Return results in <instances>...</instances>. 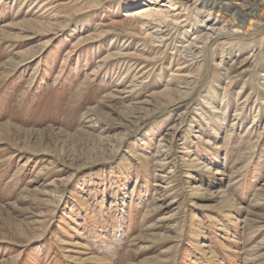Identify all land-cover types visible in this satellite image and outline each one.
Listing matches in <instances>:
<instances>
[{
  "label": "rangeland",
  "instance_id": "1",
  "mask_svg": "<svg viewBox=\"0 0 264 264\" xmlns=\"http://www.w3.org/2000/svg\"><path fill=\"white\" fill-rule=\"evenodd\" d=\"M0 264H264V0H0Z\"/></svg>",
  "mask_w": 264,
  "mask_h": 264
},
{
  "label": "bare ground",
  "instance_id": "2",
  "mask_svg": "<svg viewBox=\"0 0 264 264\" xmlns=\"http://www.w3.org/2000/svg\"><path fill=\"white\" fill-rule=\"evenodd\" d=\"M210 17H211V14L209 13L205 16L204 19L197 21V23H200V26L196 29H193L192 35L187 39L185 44L177 49L179 52V55L183 59H187V60L184 61L185 63L183 62L182 64H177L176 69H174V71L171 72L170 80H176L177 79L178 81L182 82L184 80V77L187 76L185 74L186 73L185 69L187 68L186 64L188 63V61H194L198 56H200L203 53V51L207 48L208 44L215 42L217 39L226 37L228 35L237 34L238 29L234 28L233 26L225 27L226 25L219 27L218 22L210 20ZM185 26H187V25L183 24L180 28L184 29ZM166 28H168V26H166ZM188 32L189 31H187V33ZM147 35H148V38H150L152 40V41L151 40L150 41L153 43L163 42V38L165 37V35H163L161 33V30H155L151 33H148ZM141 70H142V68L138 69L136 74H140ZM227 71H225L226 77L228 75ZM139 77L141 78L142 75H140ZM159 146H161V145H159Z\"/></svg>",
  "mask_w": 264,
  "mask_h": 264
}]
</instances>
